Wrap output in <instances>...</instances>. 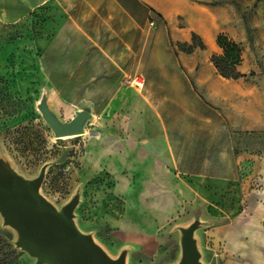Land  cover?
<instances>
[{
    "label": "crops",
    "instance_id": "0c3cea01",
    "mask_svg": "<svg viewBox=\"0 0 264 264\" xmlns=\"http://www.w3.org/2000/svg\"><path fill=\"white\" fill-rule=\"evenodd\" d=\"M20 1L27 3L25 12L11 23L36 8L62 11L63 20L47 21L33 43L36 69L63 120H70L79 105L91 106L104 143L100 159L119 153V146L127 161L129 147L137 145L133 177L144 184L153 178L148 186L156 190L157 179H169L168 192L180 201L225 193L237 181L233 139L264 133V80L249 77L244 57L237 70L246 78L238 80L221 78L210 62L222 53L219 35L245 44L244 21L234 5L215 0ZM7 18L8 12L0 10V21ZM193 34L204 49L180 51L177 45L190 44ZM125 73L144 78L138 94L124 89ZM113 119L115 131L109 135ZM257 204L264 210V200ZM212 234L227 248L236 239L249 241L245 246L256 254L257 245L264 247L258 244L264 227L257 216L238 215Z\"/></svg>",
    "mask_w": 264,
    "mask_h": 264
},
{
    "label": "rangeland",
    "instance_id": "374dc122",
    "mask_svg": "<svg viewBox=\"0 0 264 264\" xmlns=\"http://www.w3.org/2000/svg\"><path fill=\"white\" fill-rule=\"evenodd\" d=\"M215 1L234 5L246 20L251 42L246 35L245 44H238L241 61L242 57L246 59L252 77L264 80V0ZM26 4L0 0V10H6L9 17L6 22L0 21V159L26 180L37 177L41 167L47 165L40 194L57 210L79 194L74 210L77 228L91 235L111 258L126 249V264H175L180 254L177 227L187 226L196 216L202 223L195 237L203 264H264V247L260 244L264 239L258 240L256 254L245 246L249 241L236 239L227 248L226 241L212 234L243 214L259 217L264 227V210L257 208V203L264 200V133L235 135L232 149L237 159V181L225 193L209 194L195 202L180 201L176 193L168 192L167 178L157 179L159 190H154L148 186L153 185V178L144 184L143 179L133 177L132 159L137 145L129 147L127 161L119 146V153L100 159L104 143L96 118L86 125L82 135L54 138L35 110L43 84L36 69L33 43L41 37L47 21H62L64 16L59 8H36L11 23L24 14ZM122 85L129 94L140 92L125 78ZM219 115L217 118L222 120ZM112 121L107 125L109 135L115 131ZM15 240V232L4 227L0 217V264H35L13 247ZM6 246L15 248V261L7 256Z\"/></svg>",
    "mask_w": 264,
    "mask_h": 264
},
{
    "label": "water",
    "instance_id": "95a60500",
    "mask_svg": "<svg viewBox=\"0 0 264 264\" xmlns=\"http://www.w3.org/2000/svg\"><path fill=\"white\" fill-rule=\"evenodd\" d=\"M35 110L56 139L82 135L95 117L91 106L79 105L73 117L63 120L48 101L42 86ZM47 165L37 177L26 180L0 159V217L2 225L15 232L13 246L35 264H126L127 250L109 257L92 236L75 224L74 210L79 194L57 210L41 194L40 187ZM202 226L199 217L185 227H177L180 254L175 264H203L195 232Z\"/></svg>",
    "mask_w": 264,
    "mask_h": 264
},
{
    "label": "trees",
    "instance_id": "16d2710c",
    "mask_svg": "<svg viewBox=\"0 0 264 264\" xmlns=\"http://www.w3.org/2000/svg\"><path fill=\"white\" fill-rule=\"evenodd\" d=\"M214 4H219L214 2ZM244 25L246 28L247 36L250 39V29L247 25L246 20L243 18ZM217 45L221 49L222 53L220 55H212L210 62L216 70L217 74L225 80H238L246 78V76L241 75L237 67L241 62V50L238 44L233 40L229 39L225 35H219L217 37ZM177 48L185 53H191L194 48L204 49V45L194 34L191 36V43L178 44ZM253 74H250L249 77H252ZM13 245V244H12ZM14 247V246H13ZM6 254L10 260L15 261L17 259V254L15 253V248L6 246Z\"/></svg>",
    "mask_w": 264,
    "mask_h": 264
},
{
    "label": "built area",
    "instance_id": "2783aa9c",
    "mask_svg": "<svg viewBox=\"0 0 264 264\" xmlns=\"http://www.w3.org/2000/svg\"><path fill=\"white\" fill-rule=\"evenodd\" d=\"M125 82L134 89L141 90L144 86V78L140 74L125 77Z\"/></svg>",
    "mask_w": 264,
    "mask_h": 264
}]
</instances>
